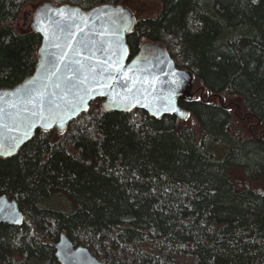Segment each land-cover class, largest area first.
I'll return each mask as SVG.
<instances>
[{
  "label": "trees",
  "instance_id": "16d2710c",
  "mask_svg": "<svg viewBox=\"0 0 264 264\" xmlns=\"http://www.w3.org/2000/svg\"><path fill=\"white\" fill-rule=\"evenodd\" d=\"M138 1L157 10L135 13L131 58L163 44L194 88L235 97L264 128V0ZM44 2L123 0H0V88L34 73L42 38L22 21ZM225 99L181 98L194 126L96 100L64 133L38 130L0 158V196L24 214L21 226L0 224V264H59L62 234L103 264H264V135L236 130Z\"/></svg>",
  "mask_w": 264,
  "mask_h": 264
},
{
  "label": "water",
  "instance_id": "95a60500",
  "mask_svg": "<svg viewBox=\"0 0 264 264\" xmlns=\"http://www.w3.org/2000/svg\"><path fill=\"white\" fill-rule=\"evenodd\" d=\"M60 9L64 10L63 15ZM30 16V26L41 36L42 43L34 73L15 87L0 88V158L15 157L38 130L64 133L96 100H103L108 112L142 110L155 119L164 116H176L182 122L188 119L190 113L180 105V99L194 98V73L180 67L168 48L158 42L143 44L131 58L127 35L136 26V16L126 5L105 3L85 10L70 4L57 6L44 2L33 14L24 13V25ZM69 33H74L75 38L70 39ZM69 44L71 48L67 47ZM78 51L80 56L76 55ZM78 60L85 65L83 73L79 72ZM106 60L110 64L118 61L122 70L109 66L102 71L97 66ZM83 75H88L87 83H81ZM29 90H43L46 94L43 120L32 115L37 108L27 103ZM31 95L35 98V91ZM80 96L84 97L83 104L78 102ZM50 100L60 107L50 110ZM74 103L77 106L73 111ZM26 131L28 134L24 136ZM13 137L23 139L14 144ZM23 222L24 214L17 201L0 196V224L21 226ZM54 248L60 264H103L88 248L75 246L66 234L60 236Z\"/></svg>",
  "mask_w": 264,
  "mask_h": 264
},
{
  "label": "rangeland",
  "instance_id": "374dc122",
  "mask_svg": "<svg viewBox=\"0 0 264 264\" xmlns=\"http://www.w3.org/2000/svg\"><path fill=\"white\" fill-rule=\"evenodd\" d=\"M146 2V1H144ZM121 4H124L126 5L127 7H129L133 12L134 14L137 13L139 16H145L146 14H151V13H154L157 9H156V5L153 3V2H150V1H147L146 3H143V1H138V0H123V2ZM37 9V8H36ZM30 11L29 13L33 14L35 11ZM28 12V11H27ZM25 13V12H24ZM136 16V14H135ZM30 20H31V16H30V19L27 21V24L24 25V14H23V21H22V27L23 28H27V25H30ZM198 86H196L194 89H193V92H195V96L196 97H205L206 99H211L213 102H217V103H221L223 100L222 99H225L224 100V103H228V104H233L232 106V111L234 113V115L236 116V121L237 123H235V127H236V130L240 131L239 129H242L244 130V134L243 135H264V128L263 127H259L256 123L255 120L251 119L250 117H248L246 119V112L243 110V109H240L239 111V107L237 106L240 102L238 99H236L235 97H229V96H226L225 98L224 97H215L213 95H209L208 93H204V90L203 91H200L198 88ZM237 106V107H236ZM239 112V113H238ZM250 121L249 122H244V121ZM184 123H188L190 126H194V122L192 121L191 118L188 117V119L186 121H183ZM252 126V128H250ZM241 132V131H240ZM236 174V178H240L241 174L240 172H237L235 173ZM257 188H264V182L263 183H259V184H256Z\"/></svg>",
  "mask_w": 264,
  "mask_h": 264
},
{
  "label": "snow or ice",
  "instance_id": "6c2138e0",
  "mask_svg": "<svg viewBox=\"0 0 264 264\" xmlns=\"http://www.w3.org/2000/svg\"><path fill=\"white\" fill-rule=\"evenodd\" d=\"M59 11V13L61 14V15H63V13H64V10L63 9H60V10H58ZM76 11H78V10H76ZM121 12L123 11V9H121L120 10ZM122 18V17H121ZM123 19V18H122ZM69 38L70 39H74L75 38V34L74 33H69ZM84 47H87V45L85 44V45H83ZM57 47H59V45H57ZM67 47H69V48H71L72 47V45L71 44H69V45H67ZM64 55H67V53H65ZM76 55L77 56H80L81 55V53L78 51V52H76ZM63 58V57H62ZM84 59H92V57H85ZM76 63L77 64H79V72L80 73H83L84 71H85V65H84V63L82 62V61H80V60H78V61H76ZM111 67V68H113V69H115L116 71H121L122 69L119 67V63H118V61H115V62H111V64H110V61L109 60H106V61H103L100 65H98L97 67H99L102 71L103 70H105L107 67ZM89 71H92V69H91V66H89ZM108 78H111V75L109 74V77ZM87 81H88V75H83V77H82V80H81V83H87ZM29 83H32L31 81L29 82ZM57 87H59V85H57ZM32 91H35V98H33L32 97V95H31V92ZM45 99H46V94H45V92L43 91V90H29V99H28V101H27V103H29V104H33L34 105V107H36L37 108V111H35V112H32V115L33 116H39V118L41 119V120H43L44 119V117H43V115H42V113H43V111H44V101H45ZM78 99V102L80 103V104H83L84 103V97L83 96H80V97H78L77 98ZM49 104H50V110L51 109H53V108H59L60 107V105H59V103H57L56 101H49ZM77 105L74 103L73 105H72V110L74 111L75 110V107H76ZM12 107H15V105H12ZM174 111H176V109H173ZM0 111H2V110H0ZM25 111H28V109L27 108H25ZM182 116H186V114L185 113H180ZM28 129L30 130L31 129V124H29V126H28ZM18 130V129H17ZM27 131L24 133V136H27ZM13 139V142H14V144H18V143H20L21 141H22V137L21 138H15V137H13L12 138ZM5 154H7V153H5Z\"/></svg>",
  "mask_w": 264,
  "mask_h": 264
},
{
  "label": "bare ground",
  "instance_id": "6f19581e",
  "mask_svg": "<svg viewBox=\"0 0 264 264\" xmlns=\"http://www.w3.org/2000/svg\"><path fill=\"white\" fill-rule=\"evenodd\" d=\"M21 83V82H20ZM57 258V257H56ZM60 264V263H59Z\"/></svg>",
  "mask_w": 264,
  "mask_h": 264
},
{
  "label": "flooded vegetation",
  "instance_id": "af4514ba",
  "mask_svg": "<svg viewBox=\"0 0 264 264\" xmlns=\"http://www.w3.org/2000/svg\"><path fill=\"white\" fill-rule=\"evenodd\" d=\"M195 96V95H194ZM209 99V98H208Z\"/></svg>",
  "mask_w": 264,
  "mask_h": 264
}]
</instances>
